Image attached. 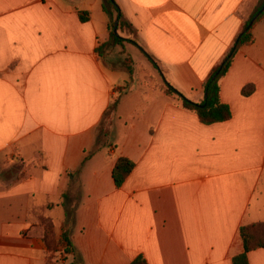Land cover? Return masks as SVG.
Instances as JSON below:
<instances>
[{
  "label": "crops",
  "instance_id": "1",
  "mask_svg": "<svg viewBox=\"0 0 264 264\" xmlns=\"http://www.w3.org/2000/svg\"><path fill=\"white\" fill-rule=\"evenodd\" d=\"M114 2L163 84L201 103L264 0ZM104 4L0 0V264H233L241 228L264 223V20L221 79L231 119L205 125L107 64ZM120 158L135 169L117 187ZM67 223L74 251L49 250Z\"/></svg>",
  "mask_w": 264,
  "mask_h": 264
},
{
  "label": "trees",
  "instance_id": "2",
  "mask_svg": "<svg viewBox=\"0 0 264 264\" xmlns=\"http://www.w3.org/2000/svg\"><path fill=\"white\" fill-rule=\"evenodd\" d=\"M263 6H264V2L257 9V11L251 16V18L245 23L240 34H242L244 30L249 26L251 20L263 8ZM103 8L110 17V22H109L110 40L107 43L101 44L99 46L98 53L101 56H104L106 50H110L118 47H121L123 49L125 43H136L137 42L136 40L132 38H125L120 34L116 35V33L114 32L116 22L119 21L118 30H123L124 27H128L130 28V30H133L136 33V31L133 29L131 24H129L124 19V16L121 13L119 6L114 2V0H105V4ZM87 16H88L87 13H82L81 19L83 21H86ZM260 20H264V11L256 21H260ZM253 26L244 34H242L237 44L235 42V44L233 45V47L231 48V50L229 51V53L225 58L226 63L223 69L221 70V72L218 73L221 65L217 66L212 71L211 75L209 76L208 80L205 82L203 86L205 94L207 95L206 99L203 102L196 103L190 100L189 98L184 96L181 92H179L175 87H173L168 83L162 86L165 93L169 96L178 99L181 102L183 108L196 113L200 121L205 125H212L230 120L232 117V111L230 106L225 104L221 99L220 82L221 79L229 71L233 58L235 57L239 48L254 43ZM235 46L236 49H234ZM231 53L232 55L230 56ZM154 67L158 69V65L156 63H154ZM129 74L130 76H132V71H130ZM253 91H254V86L250 85L243 90V95L248 97L253 93ZM118 104H119V99H116L109 111V114L116 111ZM103 130H105V128ZM105 131H103V135L107 137L108 135L107 130ZM93 154L94 152L91 153L87 157V159ZM134 169H135V163L133 161L127 158H120L117 161L113 171V178L116 186L121 187ZM51 232H52V227L50 226L49 232L45 238L49 250L57 249V247L64 244L66 253H72L74 251V247L70 236V227L68 223L66 225L65 224L63 225V233L60 241H56L55 239H53ZM240 233L243 241L244 250L241 254H239L233 259V264H250L248 258L249 253L264 247V223L243 226L241 228ZM131 264H148V263L145 260V258L141 256L135 259Z\"/></svg>",
  "mask_w": 264,
  "mask_h": 264
},
{
  "label": "rangeland",
  "instance_id": "3",
  "mask_svg": "<svg viewBox=\"0 0 264 264\" xmlns=\"http://www.w3.org/2000/svg\"><path fill=\"white\" fill-rule=\"evenodd\" d=\"M129 38L134 40L136 33L133 30H130L128 27H124L123 30H118ZM137 41V40H136ZM138 41L136 43H125L124 48L121 47L106 50L105 54L107 55V64L111 65L114 68L122 69L125 74H129L132 71V76H130L131 81L135 79L138 80L139 83L145 85H154V86H163V80L156 70L153 68V65L150 64L148 59H146L142 53H140V49L138 48ZM131 82L127 83V87ZM108 116V118H110ZM109 121V119H108ZM104 127H106V122Z\"/></svg>",
  "mask_w": 264,
  "mask_h": 264
},
{
  "label": "water",
  "instance_id": "4",
  "mask_svg": "<svg viewBox=\"0 0 264 264\" xmlns=\"http://www.w3.org/2000/svg\"><path fill=\"white\" fill-rule=\"evenodd\" d=\"M264 11V6L263 8L254 16V18L251 20V22L249 23V26L244 30V32L242 34H244L246 31H248L253 25L254 23L256 22V20L258 19V17L263 13ZM118 25H119V21L116 22V25H115V29H114V32L116 33V35H119V32H118ZM242 34H240L236 40V44L238 43V40L240 39V37L242 36ZM234 49H236V46L234 47ZM232 55V53L230 54V56ZM226 63V60L221 64L220 68H219V71L218 73L221 72V70L223 69L224 65ZM164 78V77H163ZM207 95L205 94V99H206Z\"/></svg>",
  "mask_w": 264,
  "mask_h": 264
}]
</instances>
